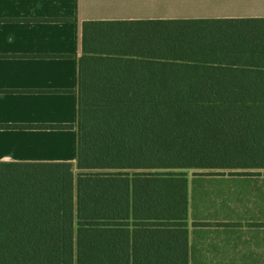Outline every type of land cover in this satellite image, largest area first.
<instances>
[{"label":"trees","instance_id":"obj_1","mask_svg":"<svg viewBox=\"0 0 264 264\" xmlns=\"http://www.w3.org/2000/svg\"><path fill=\"white\" fill-rule=\"evenodd\" d=\"M118 24L83 23L76 163H0V264H188L187 170L264 168V23Z\"/></svg>","mask_w":264,"mask_h":264},{"label":"crops","instance_id":"obj_2","mask_svg":"<svg viewBox=\"0 0 264 264\" xmlns=\"http://www.w3.org/2000/svg\"><path fill=\"white\" fill-rule=\"evenodd\" d=\"M85 21L163 37L264 23V0H0V163H76ZM186 176L188 264H264V168Z\"/></svg>","mask_w":264,"mask_h":264}]
</instances>
